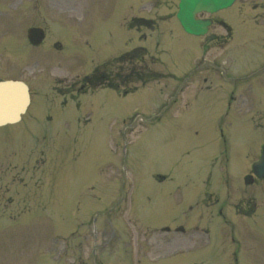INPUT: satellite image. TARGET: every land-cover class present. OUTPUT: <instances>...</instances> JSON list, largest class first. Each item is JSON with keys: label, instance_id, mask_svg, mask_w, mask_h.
<instances>
[{"label": "rangeland", "instance_id": "374dc122", "mask_svg": "<svg viewBox=\"0 0 264 264\" xmlns=\"http://www.w3.org/2000/svg\"><path fill=\"white\" fill-rule=\"evenodd\" d=\"M46 1L42 0L39 4L36 0H0V80H22L29 85L33 92L32 99L35 100L31 111L36 119L28 124L36 130L33 137L25 132L23 125L9 127L13 135H17L14 141L7 138L9 131L0 130V138L4 139L0 142V152L7 151L5 157H0V209L12 207L17 208L18 213H27L30 210L32 212L18 217L14 214L15 210L9 209L8 213L0 214V264H38L48 261L46 254L50 262L49 257H52L56 261L55 264H68L71 260L75 261L82 252L83 255L90 256L93 245V238L89 234L92 221L107 229H110L111 225H120L119 228L125 235L132 233L130 230L135 223L161 225L169 217H176L184 212L176 209L178 204L184 203L185 189H178L184 181V175L190 178L197 176L193 178V182L198 181L197 187L201 181L206 180L210 168L209 159L219 152L221 145L215 138L219 131L234 135L237 130L251 133L247 125L237 124L216 115L212 106L201 113H186L184 118L176 121L169 119L158 129L140 134L134 142H129L124 136L122 144H113V138L121 140L119 133H112V123L116 117L128 121L136 113L134 111L147 116L153 108L152 101L157 98L151 96L156 91L150 89L138 90L124 98H118L117 94L108 90L98 91L100 95L97 96L88 93L77 97L75 103H71V114L64 111L59 113L56 103L46 101L53 96L44 93L57 89L62 80L68 82L70 78L66 77H83V74L90 72L106 58L142 44L137 32L127 29L123 22L133 16H146V9L143 8L145 4L141 0H112L111 5L104 6L103 9L99 5H102L104 0H84L85 3H82L83 0H73L75 3L72 0ZM175 2L176 0H167L165 8H149L148 15L171 13L172 18L176 10ZM47 4L51 6L48 8ZM155 4L159 5L160 2ZM60 7L76 9L79 13L74 17L78 19L73 21L70 18L71 13H57ZM69 11L71 12V9ZM57 14L61 16L57 18ZM237 16L240 19L232 24L235 27L243 24L242 14L238 13ZM176 23L171 19L156 25L166 33L163 39L166 47H171V40L167 37L173 35L172 39L177 42V46L170 50H175L177 61L182 62L179 51L183 52L186 49L185 44L190 42L193 47L194 40L185 41L184 44V37ZM133 24H137L136 21ZM34 26H43L46 31V41L39 48L30 47L26 39L27 29ZM211 30L214 32L220 29ZM143 33L149 35L148 32ZM261 34L264 36V30ZM156 36L147 37L144 45L154 49L159 42ZM236 42L237 39L233 46ZM214 48L219 47H213L211 50ZM213 55L214 53L208 54L207 58ZM186 66L187 64L179 63L175 70L181 72ZM154 68L158 69L156 65ZM54 75L65 78H61L57 85L58 79H52ZM156 89L161 91L164 98L168 90L172 92L174 88L168 83L166 88L159 85ZM60 102L62 103L61 100ZM86 114L92 115L90 124L79 125L78 129L73 122L74 117L82 118ZM64 116L71 118L69 125L62 124ZM47 117L54 118L53 123L48 124ZM215 121H219L221 126L218 132ZM68 127V134H71L72 139L70 141L69 138V142L74 143L67 141L68 134L65 131ZM47 130L49 132L46 134L55 133L56 130L59 134L44 136L43 139L40 135L45 134ZM36 136H39L36 147L29 148ZM58 138L60 143L66 141L74 145L73 148L68 149L67 143L58 147L54 143ZM233 142L234 147H230L232 154L235 151L241 152L247 145L245 142L241 143L237 149L238 142ZM263 142L264 135L258 147ZM81 144L84 145V153L80 149ZM16 145L23 147L17 148ZM119 155L122 156L124 167L128 168L130 174L126 181L114 184L121 179L116 171H113L114 174L111 171L116 179L108 172L112 182L98 177L97 167L105 164L101 161H109V156L120 165ZM62 160L65 163H59ZM69 166H72L73 170ZM109 169L110 165L103 171ZM98 178H102L99 183ZM88 183H93L94 187H99L100 190L96 191L93 184ZM197 187H193L195 192ZM163 190L166 192L160 194ZM209 191L211 189L207 192ZM123 192H127L129 196L127 208L131 210L126 208L121 211L120 208V211H117L119 213L114 215L105 213L104 209V214L94 221L96 212L102 213V207L117 206L119 203L116 202ZM90 193H93L94 197ZM243 193L242 191L241 194ZM250 193L254 194L255 198H249L248 204L253 201L258 206L254 217L235 222L237 224L234 231L225 228L222 230L224 229L228 236L231 234L234 239L238 237L237 240H242L241 248L236 253L239 264H264V182L250 189ZM239 197L236 196V200ZM186 199L195 208L202 207V203L207 206L208 201L213 200L211 196H205L204 199L199 197L197 200L202 203L197 205L198 201L195 202L191 195H187ZM211 204L220 205L213 201ZM223 209L229 208L226 206ZM131 211L143 216L142 219L135 221ZM191 213L198 214V211ZM194 223L195 221L188 224L190 226ZM200 225L205 224L201 221ZM75 227L78 232L70 236V231ZM98 234L99 243L107 242L108 239L104 240L100 233ZM55 235L54 240L47 242ZM131 235L133 240L141 239L135 237L134 232ZM202 237L203 235L195 236V239L190 240L183 238L185 249L191 247L194 240L200 241ZM38 240L40 243L37 245ZM35 248H39V251ZM113 249H107L101 256L104 258ZM232 250V244L221 239L219 234H214L212 243L185 252L183 264H231L234 261L230 256ZM43 253L44 256H41ZM110 264L119 262L112 261Z\"/></svg>", "mask_w": 264, "mask_h": 264}, {"label": "water", "instance_id": "95a60500", "mask_svg": "<svg viewBox=\"0 0 264 264\" xmlns=\"http://www.w3.org/2000/svg\"><path fill=\"white\" fill-rule=\"evenodd\" d=\"M233 0H181L178 19L184 30L190 34H200L204 31V24L194 21L193 15L199 10L217 11L226 8ZM30 41L40 42L42 33L39 30H30ZM28 91L24 84L19 82L0 83V125L14 123L19 119L28 105ZM258 176H264V153L261 161L255 165Z\"/></svg>", "mask_w": 264, "mask_h": 264}, {"label": "flooded vegetation", "instance_id": "af4514ba", "mask_svg": "<svg viewBox=\"0 0 264 264\" xmlns=\"http://www.w3.org/2000/svg\"><path fill=\"white\" fill-rule=\"evenodd\" d=\"M203 15H205V14H203ZM210 19L212 20V23L216 22L215 19H212V18H210ZM211 37H214V36L213 35H209V38H211ZM101 246H102V249L104 251H106L107 249L115 248V245L111 244V243H102ZM112 251L113 250H111L110 252H112ZM116 251H117V249H114V252H116ZM140 251H141L140 248H137V246H133L132 242H129L119 252H122L127 258H133L135 256V254L140 253ZM157 251H160V250L157 248ZM128 264H130V261H128Z\"/></svg>", "mask_w": 264, "mask_h": 264}]
</instances>
